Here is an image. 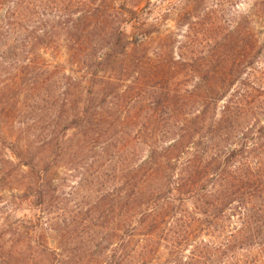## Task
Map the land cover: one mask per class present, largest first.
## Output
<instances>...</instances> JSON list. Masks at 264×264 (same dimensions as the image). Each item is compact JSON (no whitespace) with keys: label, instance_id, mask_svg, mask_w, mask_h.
<instances>
[{"label":"trees","instance_id":"16d2710c","mask_svg":"<svg viewBox=\"0 0 264 264\" xmlns=\"http://www.w3.org/2000/svg\"><path fill=\"white\" fill-rule=\"evenodd\" d=\"M209 1L0 0V264H264V0Z\"/></svg>","mask_w":264,"mask_h":264},{"label":"rangeland","instance_id":"374dc122","mask_svg":"<svg viewBox=\"0 0 264 264\" xmlns=\"http://www.w3.org/2000/svg\"><path fill=\"white\" fill-rule=\"evenodd\" d=\"M141 0H121V3L125 2V5L129 8L131 6H134L136 4H138V2H140ZM141 3V2H140ZM214 3L215 0H210L209 1V8H214ZM142 6V5H141ZM174 26V24L172 22H168L167 23V28H172ZM127 32L129 37H133L136 34V31L134 29L131 28V26L127 27ZM79 180L78 178H74L72 181V183H69V185L66 187L65 193L67 194L66 196H62L63 197V203L66 204L67 206V210H68V217L66 218V222L69 224H79L80 228L83 227V229H80L79 231V238L81 242V246L83 247V245H85L86 250H87V243H88V237L84 232V227L88 226V219L91 217H89V210H91V203H90V199H94V196L92 197V195L89 192V188H85V186H82L80 188H76L77 187V182ZM88 212V213H87ZM75 234V233H74ZM103 234V231H102ZM105 234V233H104ZM101 234L98 237V239L101 238ZM94 239H96V235L94 237ZM96 239V240H98ZM83 264V263H82Z\"/></svg>","mask_w":264,"mask_h":264}]
</instances>
